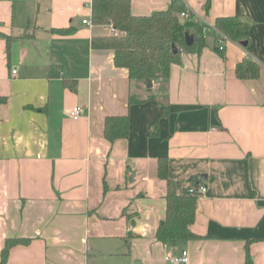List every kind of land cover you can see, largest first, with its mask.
Masks as SVG:
<instances>
[{
  "label": "crops",
  "instance_id": "0c3cea01",
  "mask_svg": "<svg viewBox=\"0 0 264 264\" xmlns=\"http://www.w3.org/2000/svg\"><path fill=\"white\" fill-rule=\"evenodd\" d=\"M182 1L192 12L182 21L205 46L183 53L151 93L114 51L93 47L112 33L82 23L92 0H0V260L7 240L28 239L7 264H172L183 251L188 264H246L247 253L264 264V0ZM171 2L131 0V11ZM228 17L248 24V47L220 51L204 35L201 20ZM245 60L257 78L237 77ZM131 95L148 101L130 105ZM118 116L130 133L112 143L105 123ZM160 158L181 194L207 188L194 195L199 239L156 238L167 215Z\"/></svg>",
  "mask_w": 264,
  "mask_h": 264
},
{
  "label": "trees",
  "instance_id": "16d2710c",
  "mask_svg": "<svg viewBox=\"0 0 264 264\" xmlns=\"http://www.w3.org/2000/svg\"><path fill=\"white\" fill-rule=\"evenodd\" d=\"M92 23L94 26L112 24L119 31L118 35L95 37V49L112 50L115 53V65L129 71L132 83L148 85L160 82L165 87L170 77L171 67L181 62L183 53H200L205 46L203 39H197L182 21L181 14L186 11L182 0H172L167 10L154 12L150 16H134L131 0H92ZM219 31L232 41L241 43L249 37V26L238 17L220 18L216 21ZM66 34L68 30H58ZM191 41L189 45L188 42ZM10 38H8V45ZM173 45L178 49L174 54ZM52 71V68H50ZM260 67L252 61H243L236 68V75L241 80L259 76ZM131 95L130 105L147 102ZM7 99L0 97V105ZM167 115V108L163 110ZM130 120L128 116L109 117L105 123V137L110 142L128 138ZM158 176L167 183V215L158 228L156 238L160 243L170 246L187 243L200 237L191 230L195 222L197 197L183 195L175 181L169 176L167 158L159 159ZM28 239H9L1 254L0 264H7L10 251L20 245H28ZM246 264H254L247 253Z\"/></svg>",
  "mask_w": 264,
  "mask_h": 264
},
{
  "label": "built area",
  "instance_id": "2783aa9c",
  "mask_svg": "<svg viewBox=\"0 0 264 264\" xmlns=\"http://www.w3.org/2000/svg\"><path fill=\"white\" fill-rule=\"evenodd\" d=\"M191 16H192V12H190L188 10H186L185 12H183L181 14V17L183 19L190 18ZM201 21H203V33H204V35H208L211 32L212 34H215L217 36L218 49L220 51H223L225 49V46L227 43L232 42V40L227 35H225L224 33H222L221 31H219L217 29L215 24H211L210 22H208L206 20H201ZM82 23L84 25L89 26L90 28L94 27V24L92 23L91 19H84ZM106 26H108L110 28L112 35H118L119 34V31L117 29H115L112 24H108ZM16 73H17V71L14 70L13 74L15 75ZM70 115H71L73 120L80 119V117L82 115V108L81 107L73 108L72 111L70 112ZM189 192L191 195L205 194L207 192V188L204 186H200L197 189H191ZM166 260L172 264H188V261H189L188 252L183 251L181 256H169L166 258Z\"/></svg>",
  "mask_w": 264,
  "mask_h": 264
},
{
  "label": "water",
  "instance_id": "95a60500",
  "mask_svg": "<svg viewBox=\"0 0 264 264\" xmlns=\"http://www.w3.org/2000/svg\"><path fill=\"white\" fill-rule=\"evenodd\" d=\"M188 44L190 45L191 44V41H189ZM240 44L243 47H248V42L247 41H243ZM173 49H174V54H178V49L176 48L175 45H173ZM147 87H148V89H152L153 83L152 82H149L148 85H147ZM194 179L197 180V181H200L201 179H203V176H196Z\"/></svg>",
  "mask_w": 264,
  "mask_h": 264
},
{
  "label": "rangeland",
  "instance_id": "374dc122",
  "mask_svg": "<svg viewBox=\"0 0 264 264\" xmlns=\"http://www.w3.org/2000/svg\"><path fill=\"white\" fill-rule=\"evenodd\" d=\"M148 90H149V92H151V93L153 92V89H148Z\"/></svg>",
  "mask_w": 264,
  "mask_h": 264
}]
</instances>
